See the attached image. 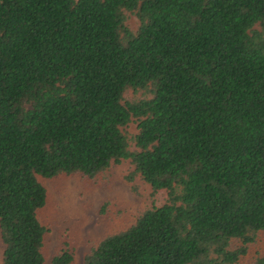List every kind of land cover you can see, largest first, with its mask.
Masks as SVG:
<instances>
[{
	"label": "trees",
	"instance_id": "16d2710c",
	"mask_svg": "<svg viewBox=\"0 0 264 264\" xmlns=\"http://www.w3.org/2000/svg\"><path fill=\"white\" fill-rule=\"evenodd\" d=\"M123 162L135 193L141 179L168 198L84 264L248 255L264 232V0H0L2 264L46 263L38 177L103 184ZM66 247L51 264H73Z\"/></svg>",
	"mask_w": 264,
	"mask_h": 264
},
{
	"label": "rangeland",
	"instance_id": "374dc122",
	"mask_svg": "<svg viewBox=\"0 0 264 264\" xmlns=\"http://www.w3.org/2000/svg\"><path fill=\"white\" fill-rule=\"evenodd\" d=\"M127 25L133 31L138 29L139 21L134 14H128ZM148 97L145 91L128 90L125 93L127 101ZM137 126V122L132 121L123 131L133 137L138 133ZM130 169L129 162L114 165L109 172L111 179L103 184L81 176L38 177L48 194L46 206L38 215L42 225L49 230L43 248L45 264H51L66 246L75 254L73 264H84L85 257L101 241L128 229L144 210L166 202V191L153 196L151 187L141 179L135 182L139 194L135 193L125 179ZM4 249L0 229V264ZM259 258H264V232L258 235L248 255L239 264H254Z\"/></svg>",
	"mask_w": 264,
	"mask_h": 264
}]
</instances>
